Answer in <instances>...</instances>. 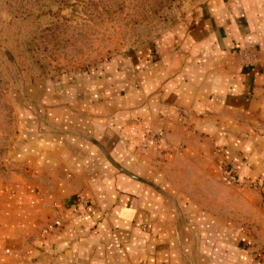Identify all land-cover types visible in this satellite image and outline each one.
I'll use <instances>...</instances> for the list:
<instances>
[{"label": "crops", "instance_id": "0c3cea01", "mask_svg": "<svg viewBox=\"0 0 264 264\" xmlns=\"http://www.w3.org/2000/svg\"><path fill=\"white\" fill-rule=\"evenodd\" d=\"M36 100L0 180V264H264V230L170 180L199 163L264 208V0H204L188 25Z\"/></svg>", "mask_w": 264, "mask_h": 264}, {"label": "rangeland", "instance_id": "374dc122", "mask_svg": "<svg viewBox=\"0 0 264 264\" xmlns=\"http://www.w3.org/2000/svg\"><path fill=\"white\" fill-rule=\"evenodd\" d=\"M203 1L0 0V180L14 168L19 131L42 88L65 75L134 56L174 27L188 25ZM180 168L184 175L170 178L171 184L190 186L191 200L212 214L243 220L250 230H264L263 203L251 194L252 187L243 190L228 178L203 176L199 163Z\"/></svg>", "mask_w": 264, "mask_h": 264}, {"label": "water", "instance_id": "95a60500", "mask_svg": "<svg viewBox=\"0 0 264 264\" xmlns=\"http://www.w3.org/2000/svg\"><path fill=\"white\" fill-rule=\"evenodd\" d=\"M8 56L10 57V55L8 54ZM100 149L101 151L104 153L105 157L107 158V160L112 163L118 170H120L121 172L125 173L126 175L130 176L131 178L137 179L139 181L145 182L149 185H151L153 188H155L156 190H158L159 192H162L155 184H153L152 182L145 180L143 178L137 177L134 174H132L131 172H129L128 170H126L125 168H123L122 166H120L117 162H115L111 156L109 155V153L105 150V148H103V146H101L98 142H94Z\"/></svg>", "mask_w": 264, "mask_h": 264}, {"label": "built area", "instance_id": "2783aa9c", "mask_svg": "<svg viewBox=\"0 0 264 264\" xmlns=\"http://www.w3.org/2000/svg\"><path fill=\"white\" fill-rule=\"evenodd\" d=\"M227 178L231 182H237V179L233 174L228 175Z\"/></svg>", "mask_w": 264, "mask_h": 264}]
</instances>
